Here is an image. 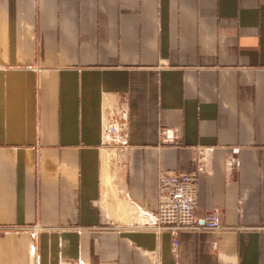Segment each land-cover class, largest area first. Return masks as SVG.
Returning a JSON list of instances; mask_svg holds the SVG:
<instances>
[{"label":"crops","instance_id":"obj_1","mask_svg":"<svg viewBox=\"0 0 264 264\" xmlns=\"http://www.w3.org/2000/svg\"><path fill=\"white\" fill-rule=\"evenodd\" d=\"M203 158L225 228L175 249L159 172ZM79 260L264 264V0H0V264Z\"/></svg>","mask_w":264,"mask_h":264},{"label":"built area","instance_id":"obj_2","mask_svg":"<svg viewBox=\"0 0 264 264\" xmlns=\"http://www.w3.org/2000/svg\"><path fill=\"white\" fill-rule=\"evenodd\" d=\"M104 134L109 142L127 145L128 135L125 125L115 115H109L104 124ZM159 138L162 143L181 144L179 128L161 126ZM207 170V163L199 159L190 170L161 169L158 177V209L155 222L149 227L156 232L168 231L176 249L179 233L187 228H225L220 212H207L199 217L195 210L197 205L196 184L200 173ZM79 264H88L79 260Z\"/></svg>","mask_w":264,"mask_h":264}]
</instances>
